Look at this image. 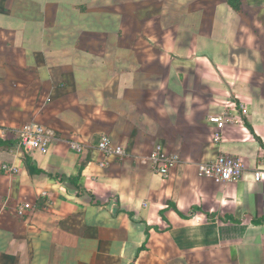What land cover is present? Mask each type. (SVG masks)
I'll use <instances>...</instances> for the list:
<instances>
[{
	"label": "crops",
	"instance_id": "1",
	"mask_svg": "<svg viewBox=\"0 0 264 264\" xmlns=\"http://www.w3.org/2000/svg\"><path fill=\"white\" fill-rule=\"evenodd\" d=\"M0 140V264H264V0H0Z\"/></svg>",
	"mask_w": 264,
	"mask_h": 264
},
{
	"label": "built area",
	"instance_id": "2",
	"mask_svg": "<svg viewBox=\"0 0 264 264\" xmlns=\"http://www.w3.org/2000/svg\"><path fill=\"white\" fill-rule=\"evenodd\" d=\"M243 113L246 109L242 106ZM209 122L216 126L214 133V141L220 142L223 130L228 124L236 123L237 116L233 115L230 110H226L221 114H212L208 118ZM19 144L27 151L39 150L48 153L51 145L57 138L54 132L39 123H25L18 131ZM71 146L77 151H83V145L79 142H71ZM98 150L105 154L106 157L124 158L127 154L123 146H114L108 135H102L98 143ZM154 169L160 173L167 175L170 167L179 162L177 155H169L163 152L159 147L151 157ZM104 165V163H102ZM199 174L201 177L212 179L217 183H228L240 180L245 171V163L235 156L228 154H220L214 159L199 164ZM256 180H261L263 173L257 171ZM29 207V205H26Z\"/></svg>",
	"mask_w": 264,
	"mask_h": 264
},
{
	"label": "trees",
	"instance_id": "3",
	"mask_svg": "<svg viewBox=\"0 0 264 264\" xmlns=\"http://www.w3.org/2000/svg\"><path fill=\"white\" fill-rule=\"evenodd\" d=\"M230 3H233L234 0H229ZM11 143L10 142H7L6 140H0V146L2 145H10Z\"/></svg>",
	"mask_w": 264,
	"mask_h": 264
}]
</instances>
